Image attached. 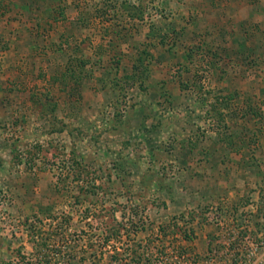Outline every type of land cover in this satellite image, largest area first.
Wrapping results in <instances>:
<instances>
[{
  "label": "rangeland",
  "instance_id": "1",
  "mask_svg": "<svg viewBox=\"0 0 264 264\" xmlns=\"http://www.w3.org/2000/svg\"><path fill=\"white\" fill-rule=\"evenodd\" d=\"M0 264H264V0H0Z\"/></svg>",
  "mask_w": 264,
  "mask_h": 264
},
{
  "label": "trees",
  "instance_id": "2",
  "mask_svg": "<svg viewBox=\"0 0 264 264\" xmlns=\"http://www.w3.org/2000/svg\"><path fill=\"white\" fill-rule=\"evenodd\" d=\"M72 77H73V76H72ZM74 77H75V74H74ZM113 233H114V232L111 231V232L108 234V238L113 237V236H114ZM33 234H34V233H32L31 235L34 236ZM132 254H133L134 256H136V254H138V257H137V258H136V257L133 258V261H135V262H138V260L140 261V260H141L140 257L143 256V255H141L140 253H138V251H136V250H133V251H132ZM137 259H138V260H137Z\"/></svg>",
  "mask_w": 264,
  "mask_h": 264
},
{
  "label": "crops",
  "instance_id": "3",
  "mask_svg": "<svg viewBox=\"0 0 264 264\" xmlns=\"http://www.w3.org/2000/svg\"><path fill=\"white\" fill-rule=\"evenodd\" d=\"M12 56H15V55H12ZM19 56H15V57H11L10 59H17ZM19 60V59H18Z\"/></svg>",
  "mask_w": 264,
  "mask_h": 264
}]
</instances>
